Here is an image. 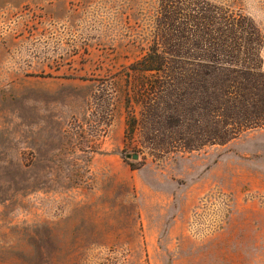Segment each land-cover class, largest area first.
<instances>
[{
    "label": "rangeland",
    "instance_id": "374dc122",
    "mask_svg": "<svg viewBox=\"0 0 264 264\" xmlns=\"http://www.w3.org/2000/svg\"><path fill=\"white\" fill-rule=\"evenodd\" d=\"M206 1L264 34V0ZM159 10L160 0H0V264H25L26 250L28 264L73 254L151 264L157 241L153 264H264V129L160 160L140 129L126 138L128 76L156 40ZM74 205L80 217H65ZM107 205L145 214L128 216L126 245L83 229L78 242L74 222L97 223L88 209ZM140 223L164 231L132 232Z\"/></svg>",
    "mask_w": 264,
    "mask_h": 264
},
{
    "label": "trees",
    "instance_id": "16d2710c",
    "mask_svg": "<svg viewBox=\"0 0 264 264\" xmlns=\"http://www.w3.org/2000/svg\"><path fill=\"white\" fill-rule=\"evenodd\" d=\"M263 53L251 17L206 0H160L156 40L128 76L126 138L140 129L142 148L160 160L264 129Z\"/></svg>",
    "mask_w": 264,
    "mask_h": 264
},
{
    "label": "crops",
    "instance_id": "0c3cea01",
    "mask_svg": "<svg viewBox=\"0 0 264 264\" xmlns=\"http://www.w3.org/2000/svg\"><path fill=\"white\" fill-rule=\"evenodd\" d=\"M136 202L139 201L138 198L135 199ZM77 202V201H76ZM74 202V203H76ZM107 203L112 202V200H108L106 201ZM78 203V202H77ZM109 205H107V207H105L104 209H97V208H90L88 209V215L92 216V217H99L100 220L97 223H90L87 222L86 224H84V226L82 227L81 223L79 220L76 221V223L74 222L73 224V229L72 231L74 233H77V238L76 240L79 242V238H80V232L82 231H86L88 233H92V232H98V233H110V234H114V236L116 237V242L111 246V247H116V248H123L124 245H126V243H124L123 239V233H127L129 232V226L126 224L127 218L128 216H132L135 217L137 219H139L140 217H144L145 214L143 212V210L141 209H134L132 210V212L127 213L126 210H123L122 208H112V207H108ZM75 205L73 206V209L71 210L70 208L67 209V212L64 214L65 217H72L74 219V217H80L81 214H79L78 210H75ZM159 213L157 214L158 216L164 217L166 220L168 218H172V220L174 221V223L176 225H178L179 223H181L183 220V216L182 213L180 214H169V210L168 209H164V210H158ZM182 218V219H181ZM141 227V229H140ZM163 232L164 229L162 227V225H146L143 224L139 226L134 225L132 227V232ZM142 246H145L144 242L142 243ZM111 247H106V249H110ZM139 247V246H138ZM147 248H148V259L149 262L151 264H153L155 261H153V258L155 257V254L157 253V250L160 248V242H154L153 244H147ZM131 250L133 251L134 248L131 247ZM25 264H28V250L25 251ZM88 259H90L88 256H80V255H72L71 257L67 258L68 263L71 264H82L84 262H87ZM133 256H130V258H128V260L126 261L125 264H129V261H132ZM144 263V259H142L140 261V264Z\"/></svg>",
    "mask_w": 264,
    "mask_h": 264
},
{
    "label": "water",
    "instance_id": "95a60500",
    "mask_svg": "<svg viewBox=\"0 0 264 264\" xmlns=\"http://www.w3.org/2000/svg\"><path fill=\"white\" fill-rule=\"evenodd\" d=\"M138 158H139L138 155H134V156H133V159H134V160H137Z\"/></svg>",
    "mask_w": 264,
    "mask_h": 264
}]
</instances>
